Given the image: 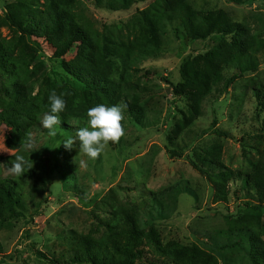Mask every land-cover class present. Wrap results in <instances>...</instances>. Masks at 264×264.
I'll list each match as a JSON object with an SVG mask.
<instances>
[{"label":"rangeland","instance_id":"374dc122","mask_svg":"<svg viewBox=\"0 0 264 264\" xmlns=\"http://www.w3.org/2000/svg\"><path fill=\"white\" fill-rule=\"evenodd\" d=\"M105 1L0 0V114L27 99L33 112L43 109L38 121L26 118L17 128L0 124V185L13 184L21 204L20 216L0 219V264H76L81 238L109 240L115 230L129 236L134 222L128 214L136 210L141 228L153 236L139 243L135 264H174L177 253L166 254L175 247L198 256L194 264H264L250 253L264 240V194L243 182L256 169L264 172V47L254 52L259 68L243 74L206 59L221 41L247 34L264 40V0H186L195 12L218 18L206 38H194L179 15L163 23L157 46L136 61L112 57L118 67L112 77L131 86L117 101L102 103L123 106V135L91 159L78 144L71 151L61 144L85 126L87 110L100 104V88L106 86L95 75L78 77L76 65L90 52L105 54L115 41L123 47L147 41L145 14L171 5L137 0L116 11L105 8ZM52 2L73 15L91 46L76 44L57 58V41L68 29L56 39L40 38L38 31L29 37L8 20L19 13L31 19ZM236 23L243 28L238 34L219 31ZM230 55L227 49L223 60ZM188 56L189 70L208 79L176 95ZM87 80L98 87L88 88ZM13 83L21 86L15 96L6 94ZM53 89L64 94L68 115L60 116L55 136L40 123ZM17 155L26 162L21 176L9 170ZM220 188L226 197L219 196ZM247 204L261 206L263 215L245 212ZM249 236H258L256 243ZM176 260L191 264L187 256Z\"/></svg>","mask_w":264,"mask_h":264},{"label":"trees","instance_id":"16d2710c","mask_svg":"<svg viewBox=\"0 0 264 264\" xmlns=\"http://www.w3.org/2000/svg\"><path fill=\"white\" fill-rule=\"evenodd\" d=\"M98 1L101 2L102 0ZM136 1L137 0H106L103 2V5L106 6L105 8L116 11L128 10ZM230 1L242 4L245 0ZM169 6L171 7L169 8ZM169 6L163 12L145 14L143 24L150 31L147 41H144L138 46L126 45L124 47L119 41H115L111 48L105 50V54H103L100 49L96 54L90 52L86 54L87 57L85 60H81L80 64L76 65L75 73L82 79H85L87 75H95L105 79L104 85L106 86L100 88L105 96L99 94V103L109 102V100L114 102L117 101L119 97H116V95H121L126 88L131 86L128 81L126 82L123 79L116 80L115 77H112L114 74L112 68H118L112 60V57H115L116 60L121 63L123 61L128 64L129 61L134 62L139 59L141 54L151 51L158 44V35L166 20H175L181 15L188 23L190 32L194 38H206L208 31L216 26L218 20L216 16L195 12L186 0H171V5ZM8 20L29 37H32L34 33L38 31L37 34L40 38L53 35L56 39L55 34L57 32L59 33L62 30L68 29L67 34L57 41V46L54 51V56L57 58L63 57L76 44L80 46L84 43L87 46H91L90 41L78 30L76 25L77 21L73 15L65 8L60 7L56 2L50 3L45 11H35L31 19H29L28 15L25 13H19L18 16L9 14ZM22 20H26V25L22 24ZM241 27L242 25L238 23L225 24L222 30L219 31L223 36H227L238 34L239 31H243ZM223 42L221 41V43L218 44L216 52L212 51L207 54L206 59L209 60L210 63H213L215 60L223 61L221 64H224V67L229 64L230 68L236 66L241 74L246 71H256L259 68L257 57L254 54L259 48L264 47V40L259 36H250L247 34L243 38H233L229 43ZM224 47H226V49ZM227 49L231 55L223 60L224 52ZM190 63L191 56L185 58L182 63L181 73L183 81L174 86L176 95L182 94L187 87H191L195 84L203 85L207 82V74L189 70ZM80 74H82V76H80ZM87 81L89 84L88 88L96 89L98 87L93 82ZM230 83L231 79L227 80L226 85L229 86ZM19 87L21 86L18 85V83H13L10 88L11 90H9L10 92L6 91V94H13L15 96V93H20ZM80 90L84 91V88ZM20 106V108L9 107L2 111L0 114V124L6 123L12 128H17L20 124L24 123L26 118L38 121L39 116L43 112V109L33 112L31 108L33 104H31L28 99L23 100ZM59 115L64 118L68 117L65 112ZM230 175H232V173ZM243 182L246 187L251 186L258 194H264V172H261L260 169H256L254 172L247 174V176L243 178ZM226 194V191L220 188L219 196L226 197ZM152 201L157 205L160 200L154 198ZM20 206V194L17 192L16 187L11 183L0 185V219L5 220L20 216L21 212L18 210ZM245 206L247 207L245 212L257 216L263 215L261 206H249L248 204ZM139 216L138 210L128 214V217L134 222L129 236H119L115 230L109 237V240H94L89 237L81 238L77 248V252L79 253L74 256L72 261L76 264H135L138 253L137 250L141 245L139 243L143 242L144 238L149 237V235L153 236L151 233H147L145 229L141 228ZM117 230H122V228H117ZM256 240H258V236H249L250 243H256ZM258 243L260 244L259 247L255 250L253 247V251H250V253H252L255 258L261 256V259L264 261V240L260 238ZM228 245L229 244H226L222 247L225 249ZM1 246L0 242V248ZM175 253H177V255L175 256L176 262H174V264H187L180 263L176 260L186 256L190 258L189 263H191V260L194 263L199 261L198 256L187 254L182 251L180 247L172 248L166 255L171 258Z\"/></svg>","mask_w":264,"mask_h":264},{"label":"clouds","instance_id":"9594fccd","mask_svg":"<svg viewBox=\"0 0 264 264\" xmlns=\"http://www.w3.org/2000/svg\"><path fill=\"white\" fill-rule=\"evenodd\" d=\"M63 93L57 94L56 90L48 93V111L40 121L41 125L48 129L50 134L55 136L57 126L61 124L60 113L66 108V101ZM123 106H108L103 103L89 108L86 112L87 121L84 127L78 128L74 136L66 137L61 143L65 150L71 151L79 145V151L91 159L97 158L104 150L105 146L111 142H116L123 135L121 120L123 118ZM60 144V145H61ZM59 145V146H60ZM81 166L84 161H80ZM26 162L22 155H17L10 163L9 170L16 176L24 173Z\"/></svg>","mask_w":264,"mask_h":264}]
</instances>
